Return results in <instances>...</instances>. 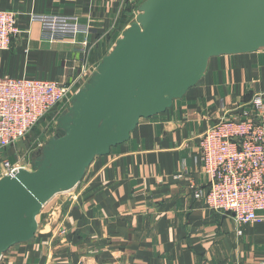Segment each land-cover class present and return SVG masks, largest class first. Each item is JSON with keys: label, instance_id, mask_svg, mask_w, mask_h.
I'll return each mask as SVG.
<instances>
[{"label": "crops", "instance_id": "1", "mask_svg": "<svg viewBox=\"0 0 264 264\" xmlns=\"http://www.w3.org/2000/svg\"><path fill=\"white\" fill-rule=\"evenodd\" d=\"M144 1L0 0L27 31L0 51V76L73 80L81 71L80 44L48 42L32 16H76L88 29L78 42L88 36L94 43L79 94L134 24L128 8ZM259 91L264 46L211 57L200 81L171 108L141 118L128 141L95 156L77 184L58 191L52 214L45 205L38 216L35 239L10 248L0 264H264V221L239 226L191 191L210 179L197 163L201 134L224 106Z\"/></svg>", "mask_w": 264, "mask_h": 264}, {"label": "water", "instance_id": "2", "mask_svg": "<svg viewBox=\"0 0 264 264\" xmlns=\"http://www.w3.org/2000/svg\"><path fill=\"white\" fill-rule=\"evenodd\" d=\"M139 10L60 115L32 170L0 179V260L35 239L44 205L77 184L95 156L128 141L141 118L166 112L195 86L211 57L264 46V0H145Z\"/></svg>", "mask_w": 264, "mask_h": 264}, {"label": "built area", "instance_id": "3", "mask_svg": "<svg viewBox=\"0 0 264 264\" xmlns=\"http://www.w3.org/2000/svg\"><path fill=\"white\" fill-rule=\"evenodd\" d=\"M139 14L136 12L135 21ZM18 15L0 9V51L9 50L13 39L27 32L19 26ZM32 18L41 23L43 38L48 42L80 44L81 71L70 82L0 76V152L25 139L44 121L46 129H55L58 116L73 106L74 96L90 73L94 43L88 36L78 42V35H87L88 29L76 16L40 14ZM40 148L30 151L34 154ZM197 163L210 179L204 187L191 186L194 198L216 212L232 215L239 226L264 221V92H255L249 100L220 110L200 136ZM31 167L29 152L2 156L0 179Z\"/></svg>", "mask_w": 264, "mask_h": 264}, {"label": "rangeland", "instance_id": "4", "mask_svg": "<svg viewBox=\"0 0 264 264\" xmlns=\"http://www.w3.org/2000/svg\"><path fill=\"white\" fill-rule=\"evenodd\" d=\"M138 9H139L138 5L135 8H133V17H135L136 12H138ZM70 108H71V106H68L66 111L69 110ZM47 118L50 120L51 116L48 115ZM44 124H45V121L38 124L37 126H35L33 128L31 133L25 139L19 141L15 146H12L11 148H7V149L3 150L2 152H0V157L7 156V155L11 156V154H13L15 152H19V153H28L29 152L31 157H32V162H33V160L36 159L37 155H36V153L33 154V152H31L30 150L34 149V148H40L39 147L40 144H43V147H45L48 144V142L50 141V139L56 133V128L55 129L54 128L46 129L44 127ZM11 150H12V153H11ZM31 170H32V167H31ZM52 198L46 204V206H48L47 213H49V214H51L53 209L56 207V203H55V201L52 200ZM50 201H51V203H50Z\"/></svg>", "mask_w": 264, "mask_h": 264}, {"label": "bare ground", "instance_id": "5", "mask_svg": "<svg viewBox=\"0 0 264 264\" xmlns=\"http://www.w3.org/2000/svg\"><path fill=\"white\" fill-rule=\"evenodd\" d=\"M55 162V159L54 158H50L48 159L45 163H44V167L48 166V165H51Z\"/></svg>", "mask_w": 264, "mask_h": 264}, {"label": "trees", "instance_id": "6", "mask_svg": "<svg viewBox=\"0 0 264 264\" xmlns=\"http://www.w3.org/2000/svg\"><path fill=\"white\" fill-rule=\"evenodd\" d=\"M128 10L132 12L133 8L132 7H129Z\"/></svg>", "mask_w": 264, "mask_h": 264}]
</instances>
